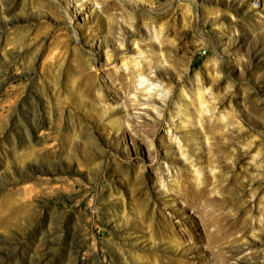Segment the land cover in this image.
Segmentation results:
<instances>
[{"label": "rangeland", "instance_id": "rangeland-1", "mask_svg": "<svg viewBox=\"0 0 264 264\" xmlns=\"http://www.w3.org/2000/svg\"><path fill=\"white\" fill-rule=\"evenodd\" d=\"M73 49L106 74L69 116ZM96 104L122 108L121 125L88 117ZM182 172L207 187L204 217L175 197ZM24 185L39 196L20 210ZM8 192L0 264H264V0H0ZM190 240L199 249L179 251Z\"/></svg>", "mask_w": 264, "mask_h": 264}, {"label": "bare ground", "instance_id": "bare-ground-1", "mask_svg": "<svg viewBox=\"0 0 264 264\" xmlns=\"http://www.w3.org/2000/svg\"><path fill=\"white\" fill-rule=\"evenodd\" d=\"M74 54L77 55V53L79 54L78 51H75V49H73ZM91 59V58H90ZM89 59L87 58H81L80 55H77V68L80 71L81 75H82V81L81 83L78 85L77 88H74L71 91V94L64 100L67 104L68 107H70V109L68 110V115H73V114H78V113H83V106L85 104H88L90 106L93 105V102L95 100V97L97 95V86L99 85V81H98V76H105L106 73H103V71L98 72L95 68L91 67L89 65ZM113 70V69H110ZM125 75L124 71H119L118 72V76L120 78H123ZM125 78V77H124ZM123 78V79H124ZM138 80L139 82H143L144 80V75H138ZM86 94V95H84ZM100 110V111H99ZM102 110V111H101ZM99 111V117L101 118V120H106L109 119L110 124L107 123L110 127H118L117 119L116 117L119 116V112H123L124 110L120 107H109L108 109H104L101 104H96V106L92 107L91 109L87 110L86 115L90 118L95 117V115L97 114L96 112ZM63 113V110L59 107V112L58 114L61 116ZM98 115V114H97ZM158 121V120H156ZM39 120L36 121V127L42 128L43 125L39 124ZM116 125V126H115ZM123 130V127L121 126V131ZM54 142V141H53ZM46 146V145H45ZM44 146V148H46ZM54 147L53 144H50L47 147V153L48 155L52 154ZM8 166V164H7ZM125 167V165L121 162V160L118 159L117 161V165H116V170L117 171H121L123 170ZM135 168H140L139 166L135 165ZM136 178L137 180H141V171L137 170L136 172ZM21 193L22 191H24V195L26 197L25 202L24 203H20L18 204L20 210H23L24 208L28 207L30 205V200L33 199L36 196H39V192L37 191L36 193L33 191V189L31 188V185H24L21 187ZM207 192V187L206 186H202V187H198V188H194L190 182L189 176L186 172H182V175L180 176V180H179V189L178 191L175 193V197L178 200H182L184 201V206H189L193 209H195V211L200 212L201 215L204 217L205 214L204 212H206L207 208L206 206L209 203V197L206 195ZM16 197L13 196L11 194V192H8L6 194H4L2 197H0V207H1V211L4 210L6 207L10 206L13 202V200H15ZM142 204L139 205V207ZM0 211V227H8L10 226L9 223L12 222V210H7L5 212H1ZM29 214V213H26ZM8 216L9 219L5 220L3 219V217ZM239 218V215L234 216L232 219V227L237 228L238 226V221H236ZM135 222L136 226H140L142 224H144L145 222V218H144V213H136V217L135 219H133ZM212 224L218 225V220H219V216L217 215H211L210 214V219ZM50 221H54L52 218L49 219ZM165 223L170 226L175 224L173 221V218L170 216H166L165 218ZM206 231L207 233L210 231L208 225H206ZM172 227V226H171ZM6 229V228H5ZM47 234H51V232L54 231V226L51 225L50 227H47ZM186 231L188 232L189 229L187 228ZM44 234V232H43ZM211 234L213 235V242L214 244H216L217 242H221L222 238L225 236V234L222 232H219L218 229L212 230ZM53 239V238H51ZM50 239V242H52V240ZM205 242L208 244L209 246V236L206 239L205 238ZM179 245V251H182L184 253H188L191 250H197L199 249V244L195 241V240H190V241H186V242H178ZM114 248H116V246H113ZM215 256H210V260H219V258L221 260H224V256H225V252L220 250V251H216ZM208 260V259H207Z\"/></svg>", "mask_w": 264, "mask_h": 264}]
</instances>
